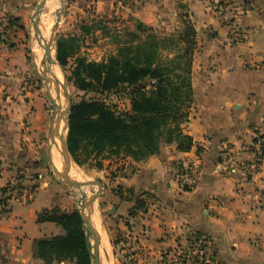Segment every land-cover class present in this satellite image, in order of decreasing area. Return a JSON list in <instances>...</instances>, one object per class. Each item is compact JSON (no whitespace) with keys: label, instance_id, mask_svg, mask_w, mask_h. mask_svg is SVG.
I'll return each mask as SVG.
<instances>
[{"label":"crops","instance_id":"obj_1","mask_svg":"<svg viewBox=\"0 0 264 264\" xmlns=\"http://www.w3.org/2000/svg\"><path fill=\"white\" fill-rule=\"evenodd\" d=\"M40 2L0 0V189L23 188L0 216V264H45L34 257V242L59 233L55 224L37 223L38 209L26 219L27 213L13 211V202L33 206L45 191L53 201L46 209L70 210L50 165L58 168V156L62 161V143L57 136L50 149L53 107L39 70L44 57L32 33ZM78 3L82 10L93 6L97 16L119 17L128 33H136L139 23L168 31L182 13L197 32L194 106L185 127L192 150L180 153L175 145L163 146L143 162L106 163L116 174L104 183L102 205L114 225L118 264H167L165 254L189 234L212 239L219 264H264V171L254 165L251 152L256 131L264 125V0ZM196 154L202 158L200 176L196 188L186 191L177 177ZM138 197L146 208L130 218ZM29 221L35 223L32 231Z\"/></svg>","mask_w":264,"mask_h":264},{"label":"trees","instance_id":"obj_2","mask_svg":"<svg viewBox=\"0 0 264 264\" xmlns=\"http://www.w3.org/2000/svg\"><path fill=\"white\" fill-rule=\"evenodd\" d=\"M181 19L183 29L170 37L139 23L136 33H129L130 41L99 63L77 56L80 37L58 40V64L67 71L69 84L85 93L80 102L73 103L69 117L67 144L77 166L91 165L101 158L96 169L103 171V161L131 159L139 163L159 155L163 146L175 145L180 153L192 150L194 141L185 133V127L194 106L192 66L197 32L187 17ZM98 31L106 33L105 27L94 21L90 27H83L82 34ZM72 60L74 66L69 68ZM90 94L95 97L86 99ZM120 94L130 101L127 112L118 110L111 101ZM1 174L0 167V177ZM21 189L20 184L0 189V216L9 211L8 203L15 193L20 197ZM118 196L125 199L122 193ZM145 208V202L138 197L130 218ZM37 223L55 224L63 235L36 240L35 258L45 264H91L78 210L43 209ZM112 245L116 246L114 242Z\"/></svg>","mask_w":264,"mask_h":264},{"label":"rangeland","instance_id":"obj_3","mask_svg":"<svg viewBox=\"0 0 264 264\" xmlns=\"http://www.w3.org/2000/svg\"><path fill=\"white\" fill-rule=\"evenodd\" d=\"M63 1H65L66 3H65L64 11L62 13L61 22H60L59 27L57 29L56 45H57L58 40L61 37H68V36H72V35L80 37V42H79L80 49L78 50L77 56L84 57L88 61H93V62L99 63V62L107 60L110 56L115 55L118 52L120 45L130 41V38H129L130 35L122 27L124 24L122 23L123 21L121 19H119V17L108 16V15L97 16L96 12H94L93 6L87 7V9L82 10V6L80 5L81 3H78V1H80V0H48L46 3V6H45L44 12H43L41 19H40L41 24L39 23L41 34H43L42 33V27H41L42 20L45 18L48 21L47 30H49V32H50L49 35L51 37L48 35L45 38H43L40 35V39H42V44L44 47L48 46V43L50 42V40L52 38V30H53V27L55 25L57 13L61 9V5H62ZM184 16L187 17V19L189 20L187 14L182 13L179 15L175 25H172L168 31H161L159 29H156V31L159 34H163L164 36H168V37H170L173 34H176L177 32H179L183 29L181 18ZM94 21L101 23V26L105 27V29H106L105 32L110 33V34L102 35L101 34L102 32L100 33L99 31L97 33L91 32L90 34H82L83 33V27L84 26L90 27ZM32 33L34 34V31ZM32 43H33V47H34V37H32ZM56 45H55V47H56ZM39 46L40 45H38V51L41 52L40 54L43 57L46 56L45 51H43V52L41 51L44 49L42 47L40 48ZM53 51H54V54L52 52V54H53L52 56L55 59L56 58V49ZM173 56L174 55H171V58ZM73 63H74V60L71 61L69 68L74 66ZM46 64H47L46 66L48 69H49V67H51V70L52 69L55 70V71L52 70V72H53V74L56 75V77L60 81H62V83L66 87V89L68 91V95L71 98L72 104L80 102L81 99L85 96V93L79 92L76 88H74V86L72 84H69V82L67 80V76H68L67 71L64 68H60V66L57 64H56V66L55 65L50 66L48 63H46ZM57 66H59V69ZM48 74L46 76H50V74L49 75ZM59 74H61V75H59ZM50 87H51L52 91L55 90L54 84H51ZM53 94H54V98H56L55 91L53 92ZM93 97H95V95L90 94L86 97V99H91ZM111 101L115 106H117L118 110H120V111L127 112L130 110V101L128 99V96H125L123 94L114 95L112 97ZM57 102L60 106H62L63 112H65L66 102H65L62 94H61L59 100L57 98ZM64 120H66V117H64ZM64 132L66 133V122L65 121H63V123L59 127V129L57 131V136L61 137V139H62L65 135ZM100 161H101V158L97 159L96 161H93L91 163V165H85L83 167L77 166L74 163V161H72L71 167H70V177L73 178L74 180H76L72 174V172L75 168V171H77L81 177V182L101 181L103 184L104 183L107 184L108 179L113 178L116 173L111 171L107 167V165H106L107 161L106 162L103 161L104 170L107 171L106 174L105 173H99L100 171L97 170L96 167H97L98 162H100ZM60 162L61 163L58 164L57 170L59 172H62L63 171L62 161L60 160ZM60 164H61V166H60ZM57 179L60 182V184H59L60 188H61L60 193L63 194V197H65L67 199L66 201L68 203H66V205L68 206V204H69L68 209H70V210H67V211L78 210L80 213V207L78 205V201H79V199H81V195L79 194L80 190L68 188L64 185L62 180H60L58 177H57ZM76 181H78V180H76ZM78 182H80V181H78ZM97 189H98L97 187H88L84 190L86 191L88 196H93L97 192ZM51 199H52V196H51L50 192L43 191L39 195L37 200H35L33 206L32 205L31 206L30 205H24L23 206V204H21L20 201L13 202V211L14 212L19 211V212H22L24 214L27 213L25 215H26V219H28V216H29L28 213L30 211H32V209H38L41 212L43 210V208H45V209L49 208V205H50L49 203L53 202V201H51ZM102 202H103V197H101L96 202V205H97L98 210L100 211V216L102 219L101 222L103 223L102 226H104L103 230H104L106 235L108 234L107 237H109L108 239L110 240V243L112 245V240L115 238L114 235L112 234V231H114V229H113L114 225H111V223L108 219L109 218L108 212H107L106 208H104V206L102 205ZM27 223L29 225H31L29 227V230L32 231L33 225L35 223L30 222V221ZM53 228H55L56 230L59 231L57 236L63 234V230H61V228L56 227L55 225L53 226ZM112 253H113V259H114L113 264H118L119 258H118V256L114 255L115 251L113 250V246H112ZM91 264H92V262H91Z\"/></svg>","mask_w":264,"mask_h":264},{"label":"water","instance_id":"obj_4","mask_svg":"<svg viewBox=\"0 0 264 264\" xmlns=\"http://www.w3.org/2000/svg\"><path fill=\"white\" fill-rule=\"evenodd\" d=\"M47 1L48 0H41V2L37 5L34 11V15L32 17V27H33V31L35 35L40 34L39 23H40V19L44 12ZM65 3H66L65 1L62 2L61 9L57 13L55 25L52 30V38L50 42L48 43V46L46 47V58L44 59L43 70L39 66L41 78L43 82L45 83L47 90L50 94V100H51V104L53 107V118H52V122L50 126V149H52V147L56 143L57 131L59 127L61 126L63 121L66 122V133L64 137L61 139V143H62L61 156H62L63 171L59 172L57 168L55 167V165L52 164L51 161H50V165L52 167L53 174L56 177H58L60 180H62V182L64 183L66 187L71 188V189L81 190L82 197L81 199H79L78 205L80 207V217L82 219L85 232H86L87 245H88V250H89L90 257H91V262L92 264H101L100 235L96 231L94 224L88 217V211L91 208H93L96 202L102 197L105 186L101 181L78 182L70 177V167H71V163L73 160L68 150L67 138H68V133H69V117H70L73 104H72L70 96L68 95V91L66 87L64 86V84L62 83V81H60L56 77V75L53 73H50L49 77L46 76L45 69H44L46 66V63L51 62L52 51L56 49L55 45H56V40H57L56 39L57 29L61 22V17L64 11ZM55 62L57 63V65H59L57 62V59ZM60 68L62 67L60 66ZM51 84H54V88H55L54 91H55L56 98H54V94H53L54 91H52L50 87ZM61 94L66 102L65 112H63L62 106H60L57 102V98L59 100ZM65 116H66V120H64ZM88 187H97L98 188L97 192L93 196L88 197V195L86 194V191L82 190ZM114 212H115V209L111 210V212L109 213V216H111Z\"/></svg>","mask_w":264,"mask_h":264},{"label":"built area","instance_id":"obj_5","mask_svg":"<svg viewBox=\"0 0 264 264\" xmlns=\"http://www.w3.org/2000/svg\"><path fill=\"white\" fill-rule=\"evenodd\" d=\"M253 162L264 171V125L256 131L251 145ZM202 168V158L196 154L179 170L178 185L191 191L196 188ZM167 264H219L218 251L214 241L210 238L189 234L183 241H178L165 254Z\"/></svg>","mask_w":264,"mask_h":264},{"label":"bare ground","instance_id":"obj_6","mask_svg":"<svg viewBox=\"0 0 264 264\" xmlns=\"http://www.w3.org/2000/svg\"><path fill=\"white\" fill-rule=\"evenodd\" d=\"M41 24V23H40ZM47 26H48V21L44 18L43 20H42V25H41V27H42V33L43 34H41V31H40V34L39 35H36V46H37V48H38V45H40L39 47L41 48H43L44 50H41L42 52L43 51H45V53H46V47H44L43 46V44H42V39H40V35H41V37H43V38H45L46 36H48L49 35V30H47ZM34 35H35V33H34ZM43 35V36H42ZM50 36V35H49ZM51 37V36H50ZM37 40H38V44H37ZM48 43V42H47ZM35 46V47H36ZM38 50V49H37ZM53 52V54H54V51H52ZM41 53V52H40ZM37 54V53H36ZM52 54V55H53ZM37 57H38V55H37ZM45 58H46V56H44ZM44 58V59H45ZM38 59V58H37ZM56 60L53 58V56H52V60H51V62H49L48 64L51 66V65H55L56 66V62H55ZM38 63H39V60H38ZM42 63V62H41ZM44 63V62H43ZM47 65V64H46ZM42 66V65H41ZM58 67V69H59V66H57ZM42 68H43V66H42ZM56 68V67H55ZM45 74L47 75L48 73L50 74V73H53L52 72V70H54V69H52L51 70V67H49V69L47 68V66H45ZM55 71V70H54ZM60 71V70H59ZM57 73V72H56ZM48 74V75H49ZM58 74V73H57ZM59 75H61V74H59ZM49 77V76H48ZM63 78V77H62ZM66 117V116H65ZM63 129V128H62ZM65 133V132H64ZM58 138H59V136H58ZM61 138V137H60ZM61 143V142H60ZM59 145V144H58ZM60 146H61V144H60ZM62 148V147H61ZM60 149V148H59ZM61 151V150H60ZM57 152V151H56ZM58 153V152H57ZM57 153H55V155L57 156V155H59V154H61V153H59V154H57ZM55 159V158H54ZM60 160H61V157L60 156H58L57 157V163L59 164V163H61L60 162ZM54 162H55V160H54ZM60 166H61V164H60ZM75 167V166H74ZM62 168V167H61ZM60 168V169H61ZM77 169V168H76ZM72 174H73V177L76 179V180H78V181H80L81 182V177H80V175H79V173L77 172V171H75V168H74V170H73V172H72ZM73 179V178H72ZM84 190V189H83ZM80 195H81V190H80V193H79ZM87 194V193H86ZM81 197H82V195H81ZM88 197H90V196H88ZM94 207H95V209H94ZM93 208H91L89 211H88V217L90 218V220L92 221V223L94 224V226H95V228H96V231L99 233V235H100V246H101V264H112V255H111V247H110V243H109V239H108V237H107V235L105 234V232H104V230H103V226H102V222H101V216H100V212H99V210H98V208H97V205H95ZM93 239V238H92Z\"/></svg>","mask_w":264,"mask_h":264}]
</instances>
